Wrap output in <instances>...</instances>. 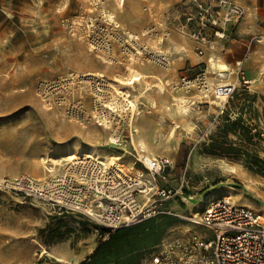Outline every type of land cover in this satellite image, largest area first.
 I'll return each mask as SVG.
<instances>
[{"label": "rangeland", "instance_id": "374dc122", "mask_svg": "<svg viewBox=\"0 0 264 264\" xmlns=\"http://www.w3.org/2000/svg\"><path fill=\"white\" fill-rule=\"evenodd\" d=\"M201 2L208 0H126L123 7L117 0H0V181L29 177L44 185L63 176H51V162L40 159L70 142L123 156L120 176L134 182L142 172L149 190L136 187L140 218H146L120 237L121 255L96 257L117 229L0 188V264H152L163 245L201 231L180 217L191 213L188 199L210 193L264 217V0L239 2L246 14L236 28L204 27ZM209 58L230 70L207 74ZM87 73L116 84L142 76L136 88L122 85L135 95L152 86L135 125L153 157L134 148L129 117L110 114L105 130L107 99L97 98L99 81L88 83ZM210 79L216 85L211 99L180 113L178 106ZM229 85L236 90L227 101L218 89ZM113 131L118 145L108 142ZM144 155L169 161L156 181L139 161ZM158 187L172 197L161 199Z\"/></svg>", "mask_w": 264, "mask_h": 264}, {"label": "built area", "instance_id": "2783aa9c", "mask_svg": "<svg viewBox=\"0 0 264 264\" xmlns=\"http://www.w3.org/2000/svg\"><path fill=\"white\" fill-rule=\"evenodd\" d=\"M198 11L204 27L207 23L214 27L228 23L236 28L246 14L238 0H217L215 5L208 0L198 5ZM218 32L222 33H217L221 38L225 37L223 30ZM197 40L206 45V36H201V31ZM235 90L232 85L225 88L227 101ZM102 116L103 113L101 119ZM139 161L155 181L169 164L168 160L156 158L147 163L143 158ZM120 174L82 157L69 163L67 173L47 184L28 177L2 180L0 188L46 199L60 208L95 219L104 227L118 229L146 218L145 214L140 218L144 212L137 208L136 187L140 184L124 180ZM157 195L166 200L173 194L158 187ZM188 224L201 231L163 245L152 264H264V217L250 208L235 205L226 198L214 199L203 206L197 220Z\"/></svg>", "mask_w": 264, "mask_h": 264}, {"label": "bare ground", "instance_id": "6f19581e", "mask_svg": "<svg viewBox=\"0 0 264 264\" xmlns=\"http://www.w3.org/2000/svg\"><path fill=\"white\" fill-rule=\"evenodd\" d=\"M125 1L126 0H117L118 2L117 4L119 5V7H123L125 5ZM108 17H109L110 22H113V23L116 22L113 17V14L109 15ZM133 37L134 36L131 35L129 39L130 38L133 39ZM136 49L138 51L137 54L142 55V51L137 47ZM156 55H159L160 58H163L164 61L168 63L167 55L163 51H159ZM208 63H209V69H208L207 74H209L212 70H216L220 76H224L230 70L229 66L226 63L222 62L221 60L216 61L213 58H209ZM131 65H134V64H131ZM139 65L145 66L146 64H139ZM139 74L143 76V73L140 72ZM142 76L138 75L139 78H142ZM83 77L87 78L88 83L94 86H96V84L93 83V77L95 79L97 78V80L99 81L98 82L99 84L96 87L97 98L101 101H105L107 99L106 101L107 103H104L106 112L103 113V119H101L103 120L102 124L104 125L105 130H109L111 123H112L111 121L107 119V116H109L110 114L114 113L115 115L120 116L122 118L129 117V120H128L129 130H131L130 132L131 139H132L131 142L134 148L138 150V152L140 153L143 152V153H147L149 156H152L153 155L152 151L148 148L147 142L145 140L146 137L145 138L143 137L142 130L140 129V127L135 125V119L136 120L138 119L136 116H139L141 114V109L144 106L143 102L147 99V97H149V96L146 97L148 91L150 90L148 87H152V86L148 84L146 86L148 90H144V91L140 90V92L137 95H135L134 93H131L130 91L125 90L122 87V85L123 86L130 85L136 88L137 85L135 86V83L138 81V77L134 81L130 77L125 78L119 84H116L117 82L113 83V82L107 81L104 78L105 76L102 73L97 74V76L94 73H87ZM65 81L72 82L75 80L72 78V79H67ZM206 82L207 80L205 81V83ZM185 85L187 84L185 83ZM225 88L218 89V96L222 94V96H224V98L227 100V92H225ZM215 90H216V85L212 81L207 82L205 87H201L197 93L193 94L192 100L186 98L184 103L181 106H178L179 112L182 113V112L188 111L190 107L196 105L198 101H201L204 98L211 99V96L209 95V93L211 91L214 92ZM143 97H146V99L145 100L142 99ZM124 113H127V115H125ZM119 140H120L119 133L116 134L114 133V131H113V134L109 136L108 138V142L111 145H118ZM81 157H84L85 159L90 160V161H95L99 165H102L104 168L105 166H108L117 172H120V170L118 169L120 168L119 163L123 159V156L121 155L109 156V155L102 154L99 147L95 144L75 145L73 143L66 142L62 146L57 145L56 147H54L53 152L49 154H45L40 159V161H41V164L43 165H46L47 162H51L50 163L51 167H47L48 168L47 170H48V173H51V176H53L54 174L67 173L68 164L72 161L78 160ZM142 158L144 159L146 163L148 162L149 159H151L150 157L145 156V155L142 156ZM137 174L139 175V177L134 178V182L136 184L141 185V188L143 189L142 192L149 191L147 189H144L146 186L148 187V185H146L147 183L145 184L144 179H142L143 177H145V174H142L141 172H137ZM129 180L132 181L130 178ZM214 195H215L214 193L207 194L203 199H200L197 202H194V199L192 198L188 199L190 203L191 213L190 215H187V216H181L180 219L187 223H191V222H194V220H197L200 217L203 206L207 202L216 198V196ZM232 203L235 205H239L233 200H232Z\"/></svg>", "mask_w": 264, "mask_h": 264}, {"label": "trees", "instance_id": "16d2710c", "mask_svg": "<svg viewBox=\"0 0 264 264\" xmlns=\"http://www.w3.org/2000/svg\"><path fill=\"white\" fill-rule=\"evenodd\" d=\"M140 225V224H139ZM138 225V226H139ZM137 226V225H136ZM136 226L131 227H121L116 230V236L106 242L97 252L96 257H105L110 256L111 252L116 251V256L119 257L121 255V250L123 248L124 243L120 242V237H122L123 233L128 230H134L138 228ZM148 228V227H147Z\"/></svg>", "mask_w": 264, "mask_h": 264}, {"label": "crops", "instance_id": "0c3cea01", "mask_svg": "<svg viewBox=\"0 0 264 264\" xmlns=\"http://www.w3.org/2000/svg\"><path fill=\"white\" fill-rule=\"evenodd\" d=\"M238 2H241V3H246L247 0H238Z\"/></svg>", "mask_w": 264, "mask_h": 264}]
</instances>
